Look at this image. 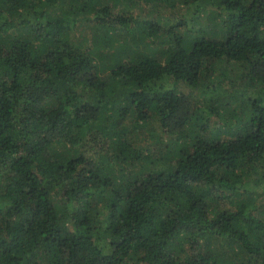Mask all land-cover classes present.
I'll list each match as a JSON object with an SVG mask.
<instances>
[{
  "label": "trees",
  "instance_id": "obj_1",
  "mask_svg": "<svg viewBox=\"0 0 264 264\" xmlns=\"http://www.w3.org/2000/svg\"><path fill=\"white\" fill-rule=\"evenodd\" d=\"M0 264H264V0H0Z\"/></svg>",
  "mask_w": 264,
  "mask_h": 264
},
{
  "label": "rangeland",
  "instance_id": "obj_2",
  "mask_svg": "<svg viewBox=\"0 0 264 264\" xmlns=\"http://www.w3.org/2000/svg\"><path fill=\"white\" fill-rule=\"evenodd\" d=\"M197 27H198L197 25L194 26V28H197ZM186 89H187V88H186ZM187 90H188V89H187ZM194 93H195V94H196V93L199 94L198 91H194Z\"/></svg>",
  "mask_w": 264,
  "mask_h": 264
}]
</instances>
